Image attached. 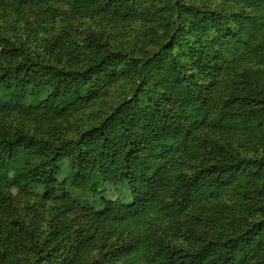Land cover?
Returning a JSON list of instances; mask_svg holds the SVG:
<instances>
[{
  "label": "trees",
  "instance_id": "trees-1",
  "mask_svg": "<svg viewBox=\"0 0 264 264\" xmlns=\"http://www.w3.org/2000/svg\"><path fill=\"white\" fill-rule=\"evenodd\" d=\"M34 9L66 23L47 58L0 60V123L11 111L54 135L108 88L124 93L72 138L0 132V264L93 250L89 264H264V0H0ZM73 19L89 23L84 44ZM109 184L132 201L103 196ZM32 198L53 206L43 233L17 213Z\"/></svg>",
  "mask_w": 264,
  "mask_h": 264
},
{
  "label": "rangeland",
  "instance_id": "rangeland-1",
  "mask_svg": "<svg viewBox=\"0 0 264 264\" xmlns=\"http://www.w3.org/2000/svg\"><path fill=\"white\" fill-rule=\"evenodd\" d=\"M42 16V14L38 13V9H34L30 12L28 11L22 18L10 11L5 14L3 10H0L1 61L9 62L11 54L14 55L12 60L15 61V58H20L21 55L23 56L25 54L24 49L27 50L29 48L32 52L35 51L42 53V55L47 58L48 55L44 53L45 51L43 50L42 45L46 39H51L54 42L57 39L59 30L66 22L65 20H62L61 16H57L56 18H50L48 15L49 18H44ZM71 25L69 33L84 44L83 40L86 38L87 27L89 26L88 21L84 19H73ZM117 36L119 35L117 34L113 37ZM7 38L14 43L15 48L11 47L9 44L7 47L5 46V40ZM250 45L251 43L248 46ZM16 47L22 48L16 50ZM253 54L255 60H261V58H264V54L262 55L259 49ZM122 84L123 83L119 82L108 88L106 95L91 102L89 106L63 116L62 119L58 121V125L61 127L56 129V134L54 135H46L42 133L36 128V123L34 121L22 119L20 115L12 113L11 111L4 114L5 119L0 123V132L20 129L40 136L46 135L45 137L49 139L72 138L80 129L95 124L101 117L108 115V113L117 106L123 98L124 92ZM102 194L106 198L118 199L124 203L132 201V195L123 185L118 186L109 184L105 187ZM73 195L79 197L81 201L94 202L90 195H80V193H74ZM12 196L16 202L18 200L16 190H12ZM38 202L39 199L37 198H32L30 200L23 199L20 201V205L16 204L18 206L17 213L22 214L28 222L35 224L39 233H43L47 228L48 214L53 209V206H43L41 203L39 205ZM50 203L51 201L48 202V204ZM94 204L96 206L98 205L96 202ZM124 242L128 244L131 242V239L126 238ZM98 255L99 251L97 250H93L89 254H82V260H80V262H82V264H89L93 258L98 257ZM97 264H113V262L110 258L105 259L100 257Z\"/></svg>",
  "mask_w": 264,
  "mask_h": 264
}]
</instances>
